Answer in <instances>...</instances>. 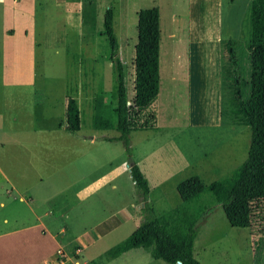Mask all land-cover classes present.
I'll return each mask as SVG.
<instances>
[{
  "label": "rangeland",
  "instance_id": "obj_1",
  "mask_svg": "<svg viewBox=\"0 0 264 264\" xmlns=\"http://www.w3.org/2000/svg\"><path fill=\"white\" fill-rule=\"evenodd\" d=\"M169 1L170 12L165 10L164 25L167 27L170 23V13L175 9L179 18L180 37L191 34L196 40L230 37L229 39L233 38L237 41L243 79L247 81L251 72L248 39L251 29L252 0ZM90 3V0H86L83 13L91 11ZM125 4L128 7L127 12L124 11ZM99 6L103 11L109 7L114 10L115 31L124 62L127 93L131 100L134 96V57L138 41L136 10L150 8L153 6L152 2L151 0H100ZM104 14L105 11L95 31L90 28L82 30L78 28L75 20L67 19L64 14L56 15V20L48 26V36L56 41V45L52 44L51 48H45L41 43L38 49L37 71L40 83H47L53 89L60 90L68 88L69 85H76L79 80L80 84L86 87L92 85L96 93L100 92L103 103L111 101L110 107L114 106L116 74L113 65H109L105 58L110 53V45L107 37L101 34L104 30ZM40 24L43 25H39V32L45 26L42 22ZM66 24L69 25L65 26ZM78 35H80L79 39ZM167 82V78L162 73L161 91L152 105L157 113L158 128L137 130L130 135L133 159L149 181V203L154 208L156 216L160 218L167 216L171 210L183 203L177 190L179 182L198 175L209 184L232 175L246 160L251 142L250 126L244 124L234 110L236 105L233 100L236 93L233 81L231 84L226 83L222 121H220V111L213 114V108H208L207 116L191 115L193 109L189 108L188 84L182 75L179 74L174 81L170 79V92L167 90ZM51 102L49 100L45 105H33V103L31 105L26 102L24 105L21 104L22 108L16 106L13 110H17L20 114L17 123L22 122L20 119L23 113V121L28 119L27 111L32 110L35 114L30 121L32 125L41 128L42 122H48L50 127L56 130L54 132L60 133L57 130L59 121L64 120L66 123V112L64 107L61 109L56 104L51 105ZM2 105L5 106L4 101ZM43 109L50 110L45 118L40 115ZM91 112L88 107L83 109L79 120V124L82 123L81 130L77 137L72 138L71 143L66 142L64 136L58 139L55 135L47 136L46 131H38L29 134L30 137H34L31 141V145L34 146L30 147L33 153L28 151L23 157L12 146L9 147L11 155L16 163L19 161L23 165L26 164L35 178L39 176L50 180L57 178L67 183L70 182V177L75 179L79 176L77 181L80 190L84 188L83 184L87 177L93 180L94 185L101 184L102 187L95 193L90 206L80 212L88 215L90 221L95 223L110 216L113 218L105 226L97 228L101 236H94L93 240L89 239L91 242L84 237L86 243L81 247V253L77 250V242L68 244V249L74 256H78L77 259L81 264H171L153 257L151 252L143 247L133 248L114 258L109 255V250L125 240L145 216L141 210V200L137 195L136 185L130 174L129 155L123 141L110 140L103 144L99 140L91 143L90 140L84 139L85 136L95 132L98 135L119 134L111 128L95 129ZM113 116L116 117L114 114ZM12 139L15 140L14 137ZM58 169L59 171L55 173ZM71 170L74 175L69 172ZM109 176L114 179L108 183ZM113 182L117 184V189L113 188ZM188 205L191 211L204 208L194 245L195 256L203 264H264V223H256L252 228L232 226L223 207L210 191L204 192ZM121 210H126L125 219H123L125 214L120 213ZM121 219L122 221L119 222ZM109 227L111 228L103 232V229ZM97 231L94 233L98 234ZM62 252L63 254H59L57 251L55 262L58 264L61 260L67 259L65 250Z\"/></svg>",
  "mask_w": 264,
  "mask_h": 264
},
{
  "label": "crops",
  "instance_id": "obj_2",
  "mask_svg": "<svg viewBox=\"0 0 264 264\" xmlns=\"http://www.w3.org/2000/svg\"><path fill=\"white\" fill-rule=\"evenodd\" d=\"M85 2L86 0H0V264H58L55 260L59 250H65L67 254V259L61 260L59 264H81L78 256H74L68 249V244L77 242V250L81 253V247L86 243L84 237L91 242L89 239L101 236L97 228L105 226L113 218L110 216L95 223L90 221L88 215L80 212L90 206L95 193L102 187L101 184L94 185L93 180L87 177L84 188L80 190L77 181L79 176L75 179L70 177L71 180L67 183L57 178H35L32 170L26 164L19 161L16 163L9 151V147L14 146L23 157L28 151L33 153L30 147L34 146L31 145L34 137L29 134L38 131H46L47 136L55 135L58 139L64 136L65 141L71 143L72 138L77 137L81 130L82 123L79 124V120L83 109L88 107L93 117L97 114L102 94L100 90L96 93L92 85L86 87L78 80L76 85L57 90L38 81L39 46L41 43L45 48L56 45V41L48 36V26L52 25L56 15L60 13L67 19L75 20L78 28L84 30L82 9ZM90 2V10L94 12L98 28L101 15L106 10L100 8V0ZM151 2V7H159L161 14L160 74L161 80L162 73L168 80V92L170 79L174 81L179 74L182 75L188 84L189 108L194 110H191V115L207 116L208 108H213V114L220 111L222 121L223 43L230 37L212 40H196L191 34L180 37L179 18L175 9L170 13V23L167 27L164 25L163 16L165 10H169L170 1ZM140 9L142 8H137L136 13ZM124 11H128L126 4ZM41 22L45 26L39 32V25H43ZM67 25L69 24L65 26ZM105 58L109 65H113L110 54ZM49 100L52 101L51 105L56 104L65 109L66 123L64 120L59 121L57 130L60 133L54 132L56 130L48 122H42L41 128L32 125L30 121L35 117L32 110L27 111L28 119L23 121V113L20 119L22 122L17 123L20 114L13 110L16 106L22 108L21 104L26 102L45 105ZM3 101L5 106L2 105ZM49 113V109H43L40 115L45 118ZM93 126L97 130L102 129L95 125L94 119ZM118 135H98L95 132L84 139L91 143L99 140L106 144L110 141L108 138ZM69 172L73 174V170ZM108 179L109 183L114 178L109 176ZM112 186L114 189L118 188L115 182ZM120 213L125 214H120L123 219L127 217L126 210H121ZM121 221L122 219L119 222ZM110 228L103 229V232ZM96 231L98 234L94 233ZM75 257L76 260L73 261Z\"/></svg>",
  "mask_w": 264,
  "mask_h": 264
},
{
  "label": "trees",
  "instance_id": "obj_3",
  "mask_svg": "<svg viewBox=\"0 0 264 264\" xmlns=\"http://www.w3.org/2000/svg\"><path fill=\"white\" fill-rule=\"evenodd\" d=\"M137 14L138 41L134 57V96L131 100L127 93L124 62L115 31L114 10L109 7L104 14L102 34L108 39L110 59L116 74V103L110 107L111 101H100L94 123L98 128H111L119 132L118 136L108 140H120L126 146L130 174L145 216L125 240L109 250V255L114 258L133 248L143 247L153 257L171 264H178V261L182 264H203L195 256L194 245L204 208L191 211L188 203L204 192L210 191L214 195L232 226L252 228L256 223H264V0H252L251 4V29L248 39L251 72L247 81L243 79L236 41L231 38L223 43L224 92L227 91L226 83L231 84L233 81L236 93L233 100L236 105L234 110L244 124L251 128L248 156L226 178L206 184L200 176L194 175L179 182L177 190L183 203L163 218L156 216L149 203V181L133 159L130 138L133 131L158 128L157 113L152 105L161 90V14L157 6L142 8ZM83 23L85 28L95 31L93 11L83 13ZM173 223L177 225L172 226Z\"/></svg>",
  "mask_w": 264,
  "mask_h": 264
},
{
  "label": "built area",
  "instance_id": "obj_4",
  "mask_svg": "<svg viewBox=\"0 0 264 264\" xmlns=\"http://www.w3.org/2000/svg\"><path fill=\"white\" fill-rule=\"evenodd\" d=\"M59 254H63L62 250H59Z\"/></svg>",
  "mask_w": 264,
  "mask_h": 264
},
{
  "label": "water",
  "instance_id": "obj_5",
  "mask_svg": "<svg viewBox=\"0 0 264 264\" xmlns=\"http://www.w3.org/2000/svg\"><path fill=\"white\" fill-rule=\"evenodd\" d=\"M178 264H182V262L181 261H178Z\"/></svg>",
  "mask_w": 264,
  "mask_h": 264
}]
</instances>
